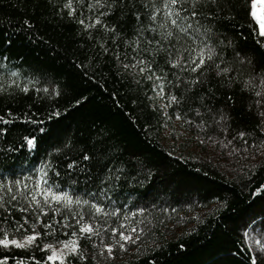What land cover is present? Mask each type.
Returning a JSON list of instances; mask_svg holds the SVG:
<instances>
[{
  "label": "trees",
  "instance_id": "obj_1",
  "mask_svg": "<svg viewBox=\"0 0 264 264\" xmlns=\"http://www.w3.org/2000/svg\"><path fill=\"white\" fill-rule=\"evenodd\" d=\"M64 2L0 0V83L8 89L0 93V117L11 121L0 122L6 129L0 134V173L8 179L35 175L33 167L51 159L66 184V165L75 160L83 167L74 166L71 174L79 190L104 188L98 202L106 211L119 208V214L142 218L143 236L125 255L99 257L92 242L82 238L87 259L72 258V264H251L253 257L264 264L256 243H264V192L255 191L264 184V91L244 89L242 83L253 69H264V47L249 27L250 17L237 6L241 0H232L234 18H202L201 24L219 32L223 61L233 67L240 59L252 62L244 64V76L229 86L211 73L179 105L168 107V99L153 87L156 81L144 78L150 72L123 67L147 57L146 45L134 43L140 39L139 22L128 10L116 7L105 18L120 32L114 42L99 26L82 30L68 17ZM76 18H82L79 10ZM157 59L163 69L157 75L174 81L169 67ZM12 71L18 77L10 76ZM32 78L39 81L35 88L49 92L30 85L23 93L8 83L23 86ZM53 88L58 95H51ZM164 88L184 94L183 85L177 90L165 83ZM175 120L190 137L177 132ZM165 130L172 138L168 146L162 141ZM24 136L36 137L34 147L29 149ZM85 152L88 161L81 159ZM178 214H184L183 228L169 232L166 225ZM13 215L19 219L21 214ZM65 231L71 230L58 231L59 239L67 238ZM45 255L39 248L0 247V259L9 261L35 264L27 258Z\"/></svg>",
  "mask_w": 264,
  "mask_h": 264
},
{
  "label": "snow or ice",
  "instance_id": "obj_2",
  "mask_svg": "<svg viewBox=\"0 0 264 264\" xmlns=\"http://www.w3.org/2000/svg\"><path fill=\"white\" fill-rule=\"evenodd\" d=\"M237 6L243 7L246 15L250 17L249 27L252 28L253 35L258 37L257 43L264 47V0H241ZM116 7H121L122 12L127 9L129 14L139 22L136 35L140 39L135 40L134 43L139 45L143 42L146 46L142 51L147 53L146 58L139 59L133 64H125L123 67L138 68L140 73L150 72L151 74L144 78L156 81L153 87L159 89L157 95L169 101V105L165 107L173 103L179 105L193 88L204 85L211 73H214L217 78L226 80L230 86L244 76V64L250 66L252 63L244 58L239 60L237 67H233L231 63L223 61L221 46L224 45V41L220 39L219 32L213 27L201 24L202 18L213 21L221 16L225 19L234 18L231 16L232 0H65L63 4L68 17L76 19V23L82 27V30L87 32L99 26L103 32L112 34L110 39L114 42L117 36H120V32L115 24H109L105 18L112 15ZM78 10L82 18L77 19ZM24 23L28 25L29 22L25 20ZM124 43L128 44L130 41L124 40ZM227 46H231V41ZM100 47L105 52L108 51L104 44H100ZM218 48L221 49L219 52ZM133 50L139 54L140 50L135 48ZM236 56L239 58V53H236ZM157 57L169 67V71L175 78L174 81L157 75V71L163 72ZM222 63L225 66L221 67ZM2 67L4 65L0 64V68ZM10 76L18 77V73L12 71ZM38 82V79L32 78L21 86L15 80L8 81L10 85L15 84L23 93L29 92L30 85L37 92L48 93V87L35 88ZM165 83L177 90L183 85L184 94L177 96L171 92L166 93ZM242 83L244 89L261 88L264 91L262 87L264 86V69L260 73H255L253 69ZM7 91L4 84L0 83V93ZM58 94L55 88L51 90V95ZM256 95H260V91H257ZM53 115H59V113L53 112ZM28 120L35 122L31 120V117ZM0 122L11 123L3 117H0ZM5 131L6 129L0 128V134ZM240 135L244 134L240 133ZM23 140L31 149L35 145L36 137L24 136ZM54 151L60 150L54 149ZM81 159L88 161L90 156L85 152ZM74 166L81 167L83 171L82 165H77V161L67 163L65 175L69 179L66 184L59 180L61 172L57 171L51 159H46L41 162V165L34 166L32 172L35 175L8 179L0 173V210H2L0 212V247L12 246L24 250L39 248L41 252L47 251V255L42 260H37L35 257L27 258L35 261V264H72V258L80 261L87 259L80 244L81 239L92 242L95 248L96 244L92 241V237L100 236V232L94 227L96 218L115 216L120 209L115 208L108 213L104 204L98 202L104 198V188H100L98 192L79 190L76 187L78 181L71 179ZM48 170H51L54 175L50 176ZM13 175L16 174L13 173ZM103 182L102 180L101 183ZM255 191L256 193L264 192V184L258 186ZM20 200H23L24 204H20ZM137 211L144 212L145 209L139 208ZM14 212L21 214L19 219L13 215ZM58 214L62 216L60 221L56 219ZM127 219L128 216H125V220ZM69 220L74 221V225L67 223ZM57 225L60 227L58 228ZM41 228L43 231L40 230ZM120 228L123 229L124 225L121 224ZM65 229H70V233L65 231L64 235L67 238L59 239L58 231ZM136 231L137 229L132 227L126 234L125 231L112 227L110 232L117 234L119 240H116L115 244L104 243L101 254L106 250L107 255L111 257L114 246L123 250L125 243H135L139 236L137 235L134 239L132 233ZM45 237L51 238L50 242H44ZM247 238L248 234L245 233V239ZM256 243L264 253V243L259 240ZM6 261L7 257H3L0 259V264H5ZM16 264H26V261L20 259L16 261ZM251 264H256L255 257L252 258Z\"/></svg>",
  "mask_w": 264,
  "mask_h": 264
},
{
  "label": "rangeland",
  "instance_id": "obj_3",
  "mask_svg": "<svg viewBox=\"0 0 264 264\" xmlns=\"http://www.w3.org/2000/svg\"><path fill=\"white\" fill-rule=\"evenodd\" d=\"M174 127L177 130V132L183 134L186 138L190 137L189 134L184 132L180 123L176 120L174 121ZM162 141H163V144L165 146H168V144L172 141V138L169 135V130L164 131ZM191 143L194 147L198 145V143L196 142V139H194ZM107 212L111 213L112 211L111 212L107 211ZM125 216H128V215L116 213L115 216L107 215V216H100V217L96 218V222L94 224V227H96L97 230L100 232V236H93L92 241H94L96 244V249H97L99 257H102V258L109 257L107 255L106 250H104L103 254H101L102 245L104 243L115 244V241L119 240V236L117 234L110 232V229L112 227H115L118 230H123V231H125L126 234H128L129 230L132 227H135L137 229V231L135 233H132V236L134 239L137 235L139 236V239H136L135 243L140 241V239L144 233L143 229H142V224L140 223L142 218H140V216H138L139 217L138 219L134 218L132 216H128V219L125 220ZM184 218H185L184 214H178L176 217H174V222L166 225L167 228H169L167 230L169 232H175V233L178 232L179 230H181L183 228L182 225L184 223ZM121 224L124 225L123 229L120 228ZM135 243H125V248L123 250H121L118 246H114L113 255L111 257H114L115 255H117V256L125 255V253L128 251L130 246H132ZM9 247H12V246H9ZM16 261L17 260L9 261L7 259L5 264H16ZM26 264H28V263L26 262Z\"/></svg>",
  "mask_w": 264,
  "mask_h": 264
}]
</instances>
